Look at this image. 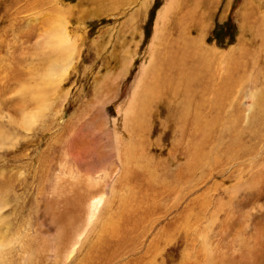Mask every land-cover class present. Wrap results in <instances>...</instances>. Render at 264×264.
<instances>
[{"label": "rangeland", "instance_id": "obj_1", "mask_svg": "<svg viewBox=\"0 0 264 264\" xmlns=\"http://www.w3.org/2000/svg\"><path fill=\"white\" fill-rule=\"evenodd\" d=\"M182 1L0 0V264H264V0L198 13L202 78L231 82L211 117L199 84L184 111L149 99L175 72L157 17ZM61 25L68 64L43 54Z\"/></svg>", "mask_w": 264, "mask_h": 264}, {"label": "bare ground", "instance_id": "obj_2", "mask_svg": "<svg viewBox=\"0 0 264 264\" xmlns=\"http://www.w3.org/2000/svg\"><path fill=\"white\" fill-rule=\"evenodd\" d=\"M191 3L188 1L183 0V3L180 4V6L178 7V11L175 13L174 12V16H172V19L169 20L166 18L167 16V12L168 10L171 9V7L173 8V6L171 4H168L166 10L164 13H162V15H158L157 19L160 20V22H162V24H164L162 26V31L160 30L161 27L158 29H156V35L154 37V40L156 42V45L159 46V49L162 48L163 50L160 52L161 54H159V57H161V55L165 54V48H170L171 49V56L170 57H166L167 60H164V62H168V67L170 69L175 70V72L172 74V77L169 78H162L159 77V72H157V80H151L149 81V85L153 86L155 90H157V92H155L153 90V88L151 87V91L152 93L149 94V99L150 101H153V99H156L157 101H160L162 98L165 99H170L173 98L175 100H180L178 102V105L180 104L179 108H183L184 106H186V104H188V102L191 101H195V99L197 97H195L193 95L194 90L196 89L197 84H199V86H203L205 87L204 90H200L199 94H200V100H206V104L207 106L204 107V109H208L207 111V115L206 116H210V111H211V107L215 108H222L223 109V105L219 103V100L222 101V99L224 97L228 98V93L227 90L231 85V82H229V86H227L226 81H221L219 84L215 85L214 83H212L211 79L207 80L204 79V77L202 78V76H209L205 74V72L207 71L205 65L207 64L203 58L201 60H199L200 57H206L208 60H210V58L212 56H214V51L211 48H207L203 45V35L200 33H196V30L198 29V25L201 27V25L205 22L207 23V20H205V17H201L198 15V13L200 12L201 8L205 9L204 12L206 13V15H209L210 12L212 11V7H213V3L214 0H190ZM171 2V1H170ZM216 3V1H215ZM202 4H204V6H202ZM160 13V14H161ZM173 15V14H172ZM244 15V14H243ZM242 19L245 18V22H247V20H249L248 18V14L243 18V16H241ZM163 18V21H162ZM247 18V19H246ZM159 23V22H158ZM196 25V27H195ZM161 26V25H160ZM158 27V26H157ZM243 27H247L246 30L248 31L249 28L248 26H246L245 24L243 25ZM169 31H171V34L168 33ZM245 32V31H244ZM167 33L165 36V38H163V34ZM193 33H195V35H193ZM44 41H46L47 43H44L43 45H45L47 51L44 52L43 54L46 56H52L55 57V62L60 63L63 60V56H65V58L67 59V64L69 63L70 57L72 56L73 51L75 50L74 48V43L71 41V39L67 36L64 27H62V25L60 27H55L53 28L51 31H49L46 36L43 38ZM42 41V40H41ZM264 43V42H263ZM44 47V46H43ZM191 49V50H190ZM193 49V50H192ZM244 49V48H243ZM247 49V47H246ZM164 51V52H163ZM197 51L200 52V55H197ZM247 52H249L248 50H246ZM246 51H244L243 53H245ZM251 53V52H250ZM199 54V53H198ZM151 55V54H150ZM248 54H244V56L246 57ZM198 56L196 62H192V60ZM253 56V53L252 55ZM61 60V61H60ZM162 62V61H161ZM210 62V61H209ZM206 63V64H205ZM226 64V63H225ZM209 66V65H208ZM65 67V66H64ZM157 67V66H156ZM160 67V66H159ZM226 67V66H225ZM158 69V68H157ZM227 67L224 69L225 71L221 72L223 74H225V72L227 71ZM156 71V70H155ZM212 72V70H211ZM145 73V72H144ZM228 73V72H227ZM205 74V75H204ZM165 75V74H163ZM167 75V74H166ZM215 76V75H214ZM175 78V79H173ZM211 78V77H209ZM231 78V77H230ZM153 79V78H152ZM214 79V78H213ZM143 83H138V87H140ZM2 86V85H1ZM142 87V86H141ZM202 87V88H203ZM212 88L213 91H209L208 88ZM6 88V87H5ZM163 90V91H159V90ZM33 90L35 92V94L39 93V90L36 89V87H34V85H31L27 88L26 92H32L31 94H33ZM211 90V89H210ZM220 90V93H216L217 91ZM21 91V90H20ZM24 92V91H23ZM24 93V96L27 93ZM145 92V90H144ZM149 92V91H148ZM148 92H146V94H148ZM41 93V92H40ZM216 93V94H215ZM171 94L176 95L178 98L176 99L175 97H172ZM208 94V95H206ZM33 96V95H32ZM30 96V97H32ZM35 96V95H34ZM38 96V95H37ZM148 96V95H146ZM29 97V98H30ZM28 98V99H29ZM147 98V97H146ZM145 99V98H144ZM30 100V99H29ZM32 100V99H31ZM35 101V100H34ZM164 101V99H163ZM147 101L144 100L143 101V105L146 103ZM177 102V101H176ZM226 103V102H225ZM165 104V103H164ZM205 104V105H206ZM177 105V106H178ZM169 106V105H168ZM195 109H196V114L200 115V110H201V106L197 105L196 103H194ZM188 107V105L186 106ZM167 108V107H166ZM192 108V107H191ZM175 109V108H174ZM188 109V108H187ZM129 110V109H128ZM183 110V109H182ZM194 110V109H193ZM220 110V109H219ZM131 111V108H130ZM184 111V110H183ZM176 114L178 115V118H181L182 114H181V110L180 112L175 111ZM203 114V112H202ZM212 114V113H211ZM193 115V114H192ZM169 117H173L172 113L168 114ZM176 116V115H175ZM196 116V115H195ZM203 116V115H202ZM211 117V116H210ZM215 115L213 116V119H211L212 121H218L215 124L218 126L221 123V116L220 114H218V116ZM192 123H194L196 120H189ZM208 121V120H207ZM226 121V120H225ZM197 122V121H196ZM178 123V122H177ZM189 124V123H188ZM191 124V123H190ZM204 124V123H202ZM8 125V124H7ZM194 125V124H193ZM200 125V124H199ZM198 125V126H199ZM9 126H12V123L9 122ZM191 129V126L188 125ZM209 126V125H208ZM197 127V126H196ZM194 127V128H196ZM201 127V126H200ZM226 127V126H225ZM228 127V126H227ZM199 128V127H197ZM196 128V129H197ZM218 128V127H217ZM189 129V130H190ZM195 129V130H196ZM214 129V128H213ZM1 130V129H0ZM182 130V128H181ZM192 131V130H191ZM197 131V130H196ZM215 131V130H214ZM4 132V131H3ZM205 132V131H204ZM231 132V131H230ZM200 134H202L201 132H199ZM204 134V133H203ZM209 134V131H207V135ZM5 135V134H4ZM206 135V134H205ZM9 136V135H8ZM204 136V135H203ZM218 136V135H217ZM207 138V137H206ZM209 138V137H208ZM207 138V139H208ZM211 138V136H210ZM212 139V138H211ZM214 139V138H213ZM212 139V140H213ZM231 139V138H229ZM228 139V140H229ZM235 139V138H234ZM218 140V138H217ZM211 141V140H210ZM224 141V140H223ZM206 142V141H205ZM217 142V141H215ZM203 143V141H202ZM219 143V141H218ZM211 144V143H210ZM213 144V143H212ZM227 145V144H226ZM237 145V144H236ZM203 146V145H201ZM209 146V145H208ZM235 146V145H234ZM205 147V145H204ZM209 148V147H208ZM214 148V147H213ZM203 149V148H202ZM237 149V148H236ZM209 150V149H208ZM223 149H221L222 151ZM239 150V149H238ZM201 151V150H200ZM220 152V151H219ZM226 152V151H225ZM222 153V152H221ZM217 154V153H215ZM223 155V154H222ZM227 156V155H226ZM235 156V155H234ZM221 157V156H220ZM230 157V156H229ZM236 157V156H235ZM238 157V156H237ZM249 157V156H248ZM255 158V157H254ZM200 159V158H199ZM243 159V158H242ZM200 161V160H199ZM249 161V160H248ZM235 162V161H234ZM240 162V161H239ZM244 162V161H243ZM245 163V162H244ZM257 164V163H256ZM229 167V166H228ZM220 168V166H219ZM239 168V167H238ZM242 168V167H241ZM221 169V168H220ZM241 170V169H240ZM244 170V169H243ZM242 170V171H243ZM229 171V170H228ZM250 172V171H249ZM248 172V173H249ZM252 172V171H251ZM225 173V172H224ZM258 174V173H257ZM261 174V173H260ZM189 175V174H188ZM191 175V174H190ZM234 175V174H233ZM253 175V174H252ZM255 175V174H254ZM206 176V175H205ZM223 176V175H222ZM226 176V175H225ZM224 176V177H225ZM242 176V175H241ZM248 177V176H247ZM246 177V178H247ZM227 178V177H226ZM242 179V178H240ZM245 179V178H244ZM248 179L244 180V182L241 185L238 186H234L230 189L231 195H236V191L237 189L248 185L249 181H247ZM227 181V180H226ZM241 181V180H240ZM243 181V179H242ZM253 182V181H251ZM222 184V183H221ZM224 184V183H223ZM257 188V187H256ZM255 188V190H256ZM246 189V188H245ZM214 190V189H213ZM254 190V189H253ZM254 192V191H253ZM238 193V192H237ZM200 196V195H199ZM217 197V196H216ZM202 198V197H200ZM212 198V197H211ZM210 198V199H211ZM207 199V198H206ZM214 200V199H213ZM104 201L103 197H99L96 198L92 204L90 205V215L93 217L95 216V212L97 211L99 205ZM201 202V201H200ZM197 203V202H196ZM199 203V202H198ZM202 203H203V199H202ZM209 204H211L209 202ZM258 207H256L258 210H262L264 211V203L262 205H257ZM202 207V206H201ZM222 207V206H221ZM254 208V207H253ZM199 209V208H198ZM197 209V210H198ZM201 209V208H200ZM208 209V208H207ZM196 210V211H197ZM206 210V208H205ZM217 210V209H216ZM209 211V210H208ZM204 212V211H202ZM201 212V213H202ZM223 213V212H222ZM215 214V213H214ZM209 215V214H208ZM217 215V214H216ZM199 217V216H198ZM214 218V217H213ZM194 219V218H193ZM211 221V220H210ZM195 222V221H194ZM200 222V221H199ZM213 222V221H211ZM199 224V223H198ZM210 224V223H209ZM194 225V224H193ZM192 227V226H191ZM193 228V227H192ZM116 230V229H115ZM113 231V230H112ZM117 231V230H116ZM200 231V229H199ZM201 232V231H200ZM194 234V233H193ZM198 234V233H197ZM113 235V234H112ZM115 235V234H114ZM197 239V238H195ZM200 239V238H199ZM80 240V239H79ZM203 240V239H202ZM201 243L202 245L205 247L207 244L205 241H202ZM193 243V241H192ZM195 243V242H194ZM200 243V241H199ZM203 249V248H202Z\"/></svg>", "mask_w": 264, "mask_h": 264}]
</instances>
